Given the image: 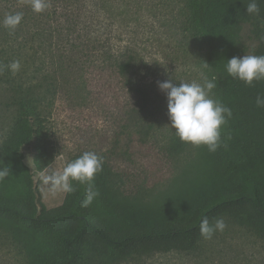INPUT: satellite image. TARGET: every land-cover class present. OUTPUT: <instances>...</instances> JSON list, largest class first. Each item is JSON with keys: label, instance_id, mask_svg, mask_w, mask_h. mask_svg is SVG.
Here are the masks:
<instances>
[{"label": "trees", "instance_id": "obj_1", "mask_svg": "<svg viewBox=\"0 0 264 264\" xmlns=\"http://www.w3.org/2000/svg\"><path fill=\"white\" fill-rule=\"evenodd\" d=\"M173 1V0H172ZM49 7L41 12L32 10L29 0H0V64L21 62V69L0 74V132L19 119H39L60 86L69 83L74 92L86 102L92 96L91 74L111 78L118 91L126 90L130 106H122L118 113L122 133L129 136L131 127L136 134H144L143 125L151 114L158 91L145 83L140 69L137 37L142 28L154 26L163 17L164 0H47ZM186 9V25L201 32L206 38L204 61L216 78L219 100L232 109V118L224 126L222 139L226 147L210 153L204 146L194 147L171 134L162 153L170 160L181 156L193 158L184 173L189 178L191 167L199 168L211 177H220V169L235 174L240 185L234 192H219L196 205L193 214L183 223H165L140 230L110 232L95 222L79 207L84 187L74 183L76 191L66 194L63 205L49 213L38 214L28 195L20 193L8 201L0 200V218L35 227L73 226L62 238L65 257L54 258L48 264H72L78 258L74 245L85 235L109 251L152 253L184 252L194 249L200 236L199 225L207 216L232 217L245 226L258 241L264 243V108L255 104L258 95L264 96V80L246 86L226 72L227 60L245 54L264 55V3L260 14H247L250 0H182ZM22 12L23 19L15 31L2 26L4 17ZM132 35V41L129 40ZM134 41V42H133ZM132 42V43H131ZM72 72L69 79L51 78L53 73ZM98 73V74H97ZM104 75V76H105ZM98 80V77H97ZM98 82H100L98 80ZM104 83V82H103ZM59 84V86H57ZM89 84V85H88ZM79 99V100H80ZM4 115L5 117H1ZM123 123V124H122ZM143 124V125H142ZM120 126V127H121ZM230 137V139H228ZM114 149L105 153L94 148L63 152L65 164L86 151L103 157V171L110 179L125 183L137 182L134 175L125 176L120 170L127 151ZM11 167V174L0 182V191L22 181L23 165L13 167L0 148V164ZM255 169L254 175L251 171ZM179 181L171 186L175 189ZM221 193V194H220ZM163 197L165 194L160 193Z\"/></svg>", "mask_w": 264, "mask_h": 264}, {"label": "rangeland", "instance_id": "obj_2", "mask_svg": "<svg viewBox=\"0 0 264 264\" xmlns=\"http://www.w3.org/2000/svg\"><path fill=\"white\" fill-rule=\"evenodd\" d=\"M164 1L163 17L154 20V26L142 28L136 39L143 60L140 69L144 81L160 93L142 124L144 134H136L134 127L129 136L121 132L117 115L123 105L130 106L131 100L126 90L118 91L105 74L89 76L92 96L86 102H83L86 95L80 99L85 91L75 93L70 86L73 83L60 86L51 105L44 108L46 114L39 119H19L0 132V148L6 152L8 163L15 168L23 165L25 169L22 181L13 184L11 192L1 194L0 191V200L8 201L24 192L38 214L57 210L66 194L47 190L44 175L49 170L63 169L65 151L85 148L105 153L113 151L117 135L118 151H127L120 170L125 176L134 175L138 181L122 183L97 174L94 183L99 196L88 207H82L84 189L79 202L80 209L89 213L95 222L107 226L110 232L140 230L171 222L180 224L206 197L237 190L240 180L225 166L220 169V177H211L191 167L187 178L184 169L193 154L170 160L162 153L173 130L168 127L166 94L159 90L158 82L169 79L174 84L199 82L202 72L209 79L215 77L210 68L203 67L205 36L196 29L186 28L187 12L182 0ZM128 37L132 41V35ZM69 73L78 77V73L64 72L53 73L51 78L69 79ZM212 93L214 99H219L217 87ZM0 100L7 98L3 95ZM5 122L0 120L1 124ZM254 172L255 169L251 171L252 176ZM177 180L179 185L172 189ZM161 192L165 194L163 197ZM222 218L227 225L222 232L217 231L210 240L200 235L194 241V249L184 252L109 251L85 235L74 245L78 258L72 264H264V243L232 217ZM72 228L64 224L35 227L1 217L0 264H48L54 258L65 257L62 238Z\"/></svg>", "mask_w": 264, "mask_h": 264}, {"label": "clouds", "instance_id": "obj_3", "mask_svg": "<svg viewBox=\"0 0 264 264\" xmlns=\"http://www.w3.org/2000/svg\"><path fill=\"white\" fill-rule=\"evenodd\" d=\"M35 13L45 11L49 4L47 0H29ZM264 0H250L246 13L259 16V4ZM23 19L22 12L10 13L2 21V26L15 31ZM204 68H209L203 62ZM8 69L17 73L21 69L19 60L8 65L0 64V74ZM226 72L229 77L242 81L246 86H252L254 81L264 80V55L245 54L242 57H232L227 60ZM217 87L216 78L209 79L203 72L201 80L174 84L172 79L158 82L160 91L166 94L169 128L181 142L194 147L204 146L208 152L214 153L220 147H226V140L222 139L223 128L232 118V109L224 105L219 99L213 98L212 90ZM255 104L264 108V96L258 95ZM230 139V137H228ZM104 159L95 152L86 151L78 158L65 164L62 170H49L43 177L47 190L56 193L71 194L76 191L74 183L83 186L85 199L82 207H88L99 196L94 180L103 171ZM11 174V167L0 164V182ZM223 218L209 221L205 216L199 225V233L205 240L212 239L217 231L226 228Z\"/></svg>", "mask_w": 264, "mask_h": 264}]
</instances>
